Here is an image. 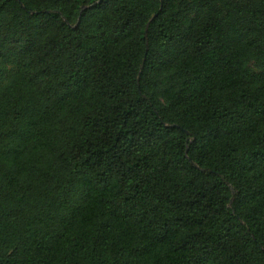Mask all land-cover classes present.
I'll return each instance as SVG.
<instances>
[{
	"label": "trees",
	"instance_id": "16d2710c",
	"mask_svg": "<svg viewBox=\"0 0 264 264\" xmlns=\"http://www.w3.org/2000/svg\"><path fill=\"white\" fill-rule=\"evenodd\" d=\"M0 264H264V0H0Z\"/></svg>",
	"mask_w": 264,
	"mask_h": 264
}]
</instances>
